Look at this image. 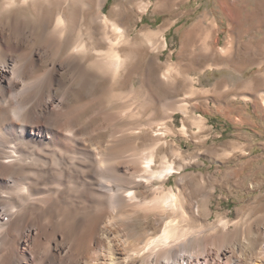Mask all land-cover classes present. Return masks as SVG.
I'll use <instances>...</instances> for the list:
<instances>
[{"label":"bare ground","instance_id":"bare-ground-1","mask_svg":"<svg viewBox=\"0 0 264 264\" xmlns=\"http://www.w3.org/2000/svg\"><path fill=\"white\" fill-rule=\"evenodd\" d=\"M97 1L86 27L84 0L52 25V0H0V264H264V251L250 258L208 233L227 220L197 224L208 207L198 216L181 189L192 158L173 138L176 114L203 126L190 115L193 78L154 119L149 93L119 89L135 62L125 50L137 46ZM160 35L143 32L150 47ZM158 81L176 89L174 63ZM191 124L180 131L190 135ZM168 137L172 154L160 156Z\"/></svg>","mask_w":264,"mask_h":264},{"label":"rangeland","instance_id":"rangeland-1","mask_svg":"<svg viewBox=\"0 0 264 264\" xmlns=\"http://www.w3.org/2000/svg\"><path fill=\"white\" fill-rule=\"evenodd\" d=\"M52 1L49 25L57 11H68L79 0ZM84 1L92 7L81 4L77 22L89 27L98 1ZM104 11L137 46L125 50L135 62L119 89L135 87L138 100L149 93L155 101L146 112L156 111L154 119L161 117L167 99L185 97L188 77L193 78L190 115L203 126L196 128L178 111L173 138L183 157L192 158L182 171L187 181L181 189L194 201L198 216L205 205L210 213L197 224L218 226L223 218L229 228L209 227L214 239L226 234L250 258L264 251V0H107ZM148 30L161 32L151 47L143 38ZM169 62L178 75L175 90L158 81ZM107 83L101 82L99 90ZM184 121L192 125L188 136L180 131ZM173 138L162 145L160 156L172 154L168 142ZM181 176L172 174L169 185L176 189ZM155 220L142 228L153 229Z\"/></svg>","mask_w":264,"mask_h":264}]
</instances>
